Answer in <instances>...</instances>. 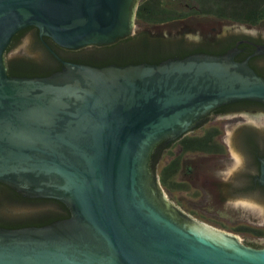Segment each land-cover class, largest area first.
Listing matches in <instances>:
<instances>
[{"label": "water", "instance_id": "1", "mask_svg": "<svg viewBox=\"0 0 264 264\" xmlns=\"http://www.w3.org/2000/svg\"><path fill=\"white\" fill-rule=\"evenodd\" d=\"M141 1L0 0V182L70 212L43 226H0V264H264V249L218 243L173 221L150 162L159 142L186 134L205 113L264 103V78L249 64L264 45L243 61L234 47L105 66L49 48L60 70L8 74L5 53L19 30L37 27L69 49L108 44L134 34Z\"/></svg>", "mask_w": 264, "mask_h": 264}, {"label": "flooded vegetation", "instance_id": "2", "mask_svg": "<svg viewBox=\"0 0 264 264\" xmlns=\"http://www.w3.org/2000/svg\"><path fill=\"white\" fill-rule=\"evenodd\" d=\"M135 20L137 22V16ZM231 29L232 27L230 29L227 28L225 30L226 33L223 35H216L212 32L208 33L202 41H207V37L210 36H212V39H224L233 36L241 37L245 35H248L251 38H256L249 34H239L235 32L234 29H232V32L230 31ZM213 32H215V28L213 29ZM26 34L32 35V48H34L35 51H38V58L30 57L28 55H14V51L20 49L22 38ZM134 34L122 37L119 36L114 42L116 43L119 40H125ZM16 35H20V38L17 41V44L11 49L10 46L12 44H10V51H6L5 53V63L8 60L12 61L15 59L40 60L48 54H51L54 57L49 48L54 51L55 49H58L60 55L56 51L55 52L60 57H67L71 62L86 63V56L76 55V51L87 49L91 46H101L99 44L83 46L78 49L64 48L59 46L49 37H41L39 29L34 26L23 28L19 30ZM162 36L164 38L173 39L177 36V38L184 37L190 40L185 33L171 35V37L167 34H162ZM39 39L41 40V44L37 43ZM46 39H48V41H46ZM242 42V40L239 41V43ZM253 44L264 45L263 42ZM256 58L258 59V63L264 66V55H259ZM59 64H61V62H59ZM200 118L204 119L200 125L206 123L205 125L209 130L207 136L210 142L207 146H201L202 148L197 149L194 152H184V146H175L176 149L173 151L176 156H179V159L178 162L169 169L168 151L163 150L161 167L158 168V170L155 168V172L157 175L156 181L160 184L167 200H169L168 198L171 197V194L175 190L178 195L181 194L186 197L190 194V189L187 188V184L194 183L198 188L201 187L198 196L204 199L205 203L200 207L195 201L190 206H187L183 204L184 198L176 199L177 204L175 205L171 202L174 209L167 212V215L182 228L186 230L189 228L203 230L215 237L214 239L218 241V243L235 240L247 247L264 249V223H262L264 217H260L253 212L237 209L232 204L228 203L230 200L250 199L264 205V103L262 106L255 107L251 101L244 100L229 102L205 113L200 116ZM217 120L224 121L223 125L225 128L231 129L232 132L229 134L231 139L230 143L225 138V136L227 137L228 135H225V133L222 132L224 128L213 125L214 123H217ZM204 133L205 131L191 129L178 139L163 141L166 144V148H168L173 145L172 142L181 141L183 137L202 136ZM169 144L171 145L168 146ZM233 152L240 153L245 157V166L238 172L234 173L227 182H224L218 175V172L225 170L231 165V155ZM0 184L5 190L3 194L8 192V190H6L7 188L12 189L22 197L36 200L37 202L40 200H53L50 198L29 196L26 193L20 192V190L18 191L16 188L19 187L15 185H13V187L2 182H0ZM19 189L28 191V188L25 187ZM192 193L193 192H191V196Z\"/></svg>", "mask_w": 264, "mask_h": 264}, {"label": "trees", "instance_id": "3", "mask_svg": "<svg viewBox=\"0 0 264 264\" xmlns=\"http://www.w3.org/2000/svg\"><path fill=\"white\" fill-rule=\"evenodd\" d=\"M187 7H176L169 0H142L137 10V23L146 27L156 25H181L191 20H202L210 18L215 21H225L247 26L264 25V0H188ZM20 35L13 37L10 49L17 44ZM205 39V38H204ZM207 41L193 42L187 38H164L160 34H154L150 30L140 29L133 36L119 40L118 42L91 46L90 48L76 51V55H85L86 63L94 66H105L108 64L127 65L137 63H160L167 59L185 58L195 53H207L221 55L237 47L242 51L235 57L236 61H243L255 50L253 43L263 42L260 38L245 36H233L229 38L207 37ZM249 41L242 42L239 41ZM48 41V39H46ZM39 39L37 43H40ZM41 44V43H40ZM238 44V45H237ZM7 49V52L10 51ZM55 49V48H54ZM59 54V50L55 49ZM46 53V52H45ZM47 55V54H46ZM60 55V54H59ZM65 60L67 57L61 56ZM257 57V56H256ZM253 57L249 60L250 66L264 78V66ZM48 59V60H47ZM70 61V60H69ZM8 74L19 77H46L61 69L59 61L51 54L40 60L15 59L7 61ZM77 63V62H76ZM255 107L262 106L261 103L252 102ZM223 106V105H222ZM221 107V106H219ZM217 107V108H219ZM206 124V123H205ZM205 124L197 125L194 130L205 131L204 135L196 137L186 136L181 141L172 142L166 148L164 141L159 142L150 155V162L154 167H161L163 150L168 151V169L178 162L179 156L174 153L175 146H184L183 151H195L210 142L207 134L208 128ZM171 143V142H170ZM213 143V142H212ZM4 188L0 184V210L7 201L14 202L18 206H40L47 205L51 208L39 211L34 215L23 217H9L6 212H0V226L17 229L27 226H43L56 220L65 219L70 216L66 205L57 200H32L18 195L12 189ZM8 202V203H10ZM5 203V204H4Z\"/></svg>", "mask_w": 264, "mask_h": 264}, {"label": "rangeland", "instance_id": "4", "mask_svg": "<svg viewBox=\"0 0 264 264\" xmlns=\"http://www.w3.org/2000/svg\"><path fill=\"white\" fill-rule=\"evenodd\" d=\"M170 2H172L173 4L176 5V7H181V8H186L189 1L188 0H169ZM235 30V32L241 34H249V35H253V37L256 38H261L264 40V25L261 26H246V25H240V24H233V23H228V22H222V21H215L213 19L210 18H205L202 20H191V21H187V22H183V24L181 25H176V26H170V25H156V26H150V27H146L143 26L141 24H138L136 22V26H135V34L136 32H138L140 29H147L150 30L152 33L154 34H160V35H164L167 34L169 37H171V35H178L181 33H185V35L187 37L190 38V41L193 42H202V39L205 38V36L208 33H214L216 35H223L225 32V30L227 28H231ZM215 28V32H213V29ZM230 30L233 32V30ZM177 37V36H176ZM32 40V35L31 34H26L23 38H22V43L20 44V49L15 50L14 51V55L16 56H21V55H28L30 57H34V58H38V51H35L33 47V42L31 43ZM217 123H214L213 125H216L218 127L224 128V130H222L223 133H225V135L227 134L228 136L225 138L227 139V141L230 143L231 139L229 137V134L232 132L231 129L229 128H225L224 121H220L217 120ZM158 170V167L156 168ZM187 188L190 189L189 190V195H187L186 197L182 196L181 194L178 195L177 191H173V193L171 194V197H169L168 199L170 200V202H173V204H177L176 199H183V204L190 206L193 202H197L199 204V206L201 207L202 205H204L205 200L202 199L201 197L198 196V192H200L201 187L198 188L196 184L194 183H188L187 184ZM191 192L192 196H191ZM51 207L47 206V205H40V206H18L16 204H5L2 206L1 210L2 213L6 212V214L8 216L11 217H23V216H27V215H31V214H35L39 211H44L47 210Z\"/></svg>", "mask_w": 264, "mask_h": 264}, {"label": "clouds", "instance_id": "5", "mask_svg": "<svg viewBox=\"0 0 264 264\" xmlns=\"http://www.w3.org/2000/svg\"><path fill=\"white\" fill-rule=\"evenodd\" d=\"M232 163L231 165L223 171L218 172V175L223 179L224 182L236 172L241 170L245 166V157L237 152H233L231 155ZM237 209H242L245 211L256 213L260 217H264V205L259 204L250 199H238L235 201H228ZM264 223V221H262Z\"/></svg>", "mask_w": 264, "mask_h": 264}]
</instances>
